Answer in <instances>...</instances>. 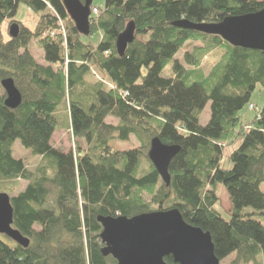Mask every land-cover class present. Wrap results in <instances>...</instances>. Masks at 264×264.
Instances as JSON below:
<instances>
[{"label": "trees", "instance_id": "trees-1", "mask_svg": "<svg viewBox=\"0 0 264 264\" xmlns=\"http://www.w3.org/2000/svg\"><path fill=\"white\" fill-rule=\"evenodd\" d=\"M21 5L40 14L34 29L15 19ZM263 8L264 0H106L86 36L64 0H0V82L13 78L23 95L10 108L0 92V188L27 181L16 194L10 195L14 186L3 192L12 199L14 226L30 239L23 247L0 234V264H117L102 253L98 216L157 208H178L188 223L210 232L221 260L236 252L230 264H264V223L254 217L264 215V106L247 123L240 116L256 86L264 88V51L174 24L217 23ZM6 20L9 34L20 25L17 37L4 39ZM130 21L135 38L120 55L117 39ZM33 39L44 63L29 49ZM188 42L182 62L177 54ZM217 50L219 59L205 70L204 60ZM172 60V75L164 76ZM62 105L76 140L68 152L52 142ZM131 136L138 146H114ZM154 137L180 146L170 185L149 158ZM239 139L232 168H222L225 148ZM17 140L41 157L34 169L14 156ZM219 184L229 195V220L217 208ZM165 260L174 262L171 255Z\"/></svg>", "mask_w": 264, "mask_h": 264}, {"label": "water", "instance_id": "water-1", "mask_svg": "<svg viewBox=\"0 0 264 264\" xmlns=\"http://www.w3.org/2000/svg\"><path fill=\"white\" fill-rule=\"evenodd\" d=\"M69 15L83 35L91 32V6L93 0H64ZM177 26L220 35L234 46L264 51V8L255 13L228 16L217 23H193L186 19L176 21ZM20 25L13 23L10 35L17 37ZM135 38V23L130 21L117 39V50L124 54ZM6 92L5 105L17 108L23 100L20 89L11 77L1 80ZM180 151L179 145H169L159 137L151 141L149 158L167 185L171 183L169 166ZM102 224V253L112 255L117 264H220L210 232L188 223L178 208L158 209L131 217L98 216ZM0 234H4L23 247L30 239L14 226V207L11 196L0 192ZM172 256L174 262L165 260Z\"/></svg>", "mask_w": 264, "mask_h": 264}, {"label": "rangeland", "instance_id": "rangeland-1", "mask_svg": "<svg viewBox=\"0 0 264 264\" xmlns=\"http://www.w3.org/2000/svg\"><path fill=\"white\" fill-rule=\"evenodd\" d=\"M105 3H106V0H94V2H93V4L95 6H99L102 8L105 6ZM39 15H40L39 13L32 11L26 5H21L15 19L17 21L21 22L22 24H24L25 26H27L28 28L34 29L36 24H37ZM1 31L4 35V39L8 40L10 37L9 21L8 20H6L3 23L2 27H1ZM92 37L95 38L96 34L93 35ZM85 38L88 39L87 37H85ZM192 45H193L192 42H188L177 54V57L182 62H185L184 61L185 53L187 50L192 49ZM29 49L31 50L32 54L34 55V57L37 59L38 62H40V63L45 62L44 51L42 48L39 47L37 40H35V39L32 40V42L29 46ZM211 53H213V54H209L208 57L203 62V66H204L205 70H208L214 64V62H216L219 59V55H217L216 53H220V51L217 50V51H214ZM173 63H174V61L172 60L167 65V67L163 71L164 76L172 75ZM3 91H4V88L0 82V92L2 93ZM250 102H251V104L247 105L240 112L241 120L244 123H247V122L251 121L253 118H255L257 115V110L264 106V88L260 84H258L256 86L255 90L253 91ZM252 105H254V106L252 107ZM57 117H58V121H59V126H58V129L53 136L52 142H53L55 147L63 149L65 152H68V151L73 149V147L75 146L76 140L73 137L72 131L69 129L68 113H67L64 105H62L58 109ZM209 118H210V104L207 105V107L205 108V110L203 111V113L201 115V123L203 125L206 124L208 122ZM107 122L117 124L118 120L113 118V117H108ZM241 142H242V139H239L233 145L227 146L225 148L223 159L221 161V167L222 168H224V169L232 168L233 164L230 160V155L235 149H237L240 146ZM113 144L118 149H128V148H131L133 146H138L140 144V141L135 136H131L130 141L116 140L113 142ZM13 154L16 157L25 158L31 169H34L41 161L40 156H36L31 151L26 149L21 144V142L19 140H17L13 144ZM1 185L2 186L0 188V192L5 191V189H3V188H7L9 186H14L15 191L10 193V195H12V194H16L17 192L23 190L27 185V181L18 179L16 181H13L11 183V185H8L7 183H4V182L1 183ZM261 188L264 191V182L262 183ZM218 193L220 195V201L217 204V208L221 212L223 218L226 220H229L231 218L232 206H231V203L229 200L228 192L222 184L218 185ZM153 210H158V208L153 209ZM254 217L259 219L260 221H262L264 223V215L256 214ZM236 254H237L236 252L232 253L231 255L226 257L225 259L221 260L220 264H230L231 261L233 260V258L236 257ZM250 264H252V263H250Z\"/></svg>", "mask_w": 264, "mask_h": 264}, {"label": "crops", "instance_id": "crops-1", "mask_svg": "<svg viewBox=\"0 0 264 264\" xmlns=\"http://www.w3.org/2000/svg\"><path fill=\"white\" fill-rule=\"evenodd\" d=\"M101 39H102V33L99 31L98 33H96V37L95 38L92 37L90 41L92 45L97 46L98 43L101 41Z\"/></svg>", "mask_w": 264, "mask_h": 264}, {"label": "built area", "instance_id": "built-area-1", "mask_svg": "<svg viewBox=\"0 0 264 264\" xmlns=\"http://www.w3.org/2000/svg\"><path fill=\"white\" fill-rule=\"evenodd\" d=\"M99 13V9L97 8V7H94L93 9H92V15L94 14V15H96V14H98ZM63 31H64V29H63ZM254 105H252V107H253ZM258 111V110H257Z\"/></svg>", "mask_w": 264, "mask_h": 264}]
</instances>
